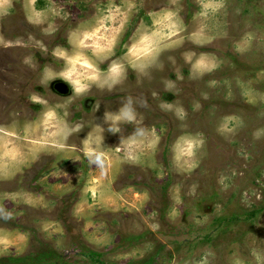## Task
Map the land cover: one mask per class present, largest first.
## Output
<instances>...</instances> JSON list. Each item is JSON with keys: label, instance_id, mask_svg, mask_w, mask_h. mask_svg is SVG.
I'll use <instances>...</instances> for the list:
<instances>
[{"label": "rangeland", "instance_id": "rangeland-1", "mask_svg": "<svg viewBox=\"0 0 264 264\" xmlns=\"http://www.w3.org/2000/svg\"><path fill=\"white\" fill-rule=\"evenodd\" d=\"M147 263L264 264V0H0V264Z\"/></svg>", "mask_w": 264, "mask_h": 264}, {"label": "water", "instance_id": "water-1", "mask_svg": "<svg viewBox=\"0 0 264 264\" xmlns=\"http://www.w3.org/2000/svg\"><path fill=\"white\" fill-rule=\"evenodd\" d=\"M56 87L58 88V89H60L61 91H65L66 89H67V85L65 84V83H63V82H60V83H57L56 84Z\"/></svg>", "mask_w": 264, "mask_h": 264}, {"label": "trees", "instance_id": "trees-1", "mask_svg": "<svg viewBox=\"0 0 264 264\" xmlns=\"http://www.w3.org/2000/svg\"><path fill=\"white\" fill-rule=\"evenodd\" d=\"M147 264H149V263H147Z\"/></svg>", "mask_w": 264, "mask_h": 264}]
</instances>
